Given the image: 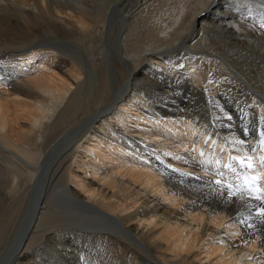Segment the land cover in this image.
<instances>
[{"label": "bare ground", "instance_id": "bare-ground-1", "mask_svg": "<svg viewBox=\"0 0 264 264\" xmlns=\"http://www.w3.org/2000/svg\"><path fill=\"white\" fill-rule=\"evenodd\" d=\"M94 1L0 0V264H264V0Z\"/></svg>", "mask_w": 264, "mask_h": 264}, {"label": "snow or ice", "instance_id": "snow-or-ice-1", "mask_svg": "<svg viewBox=\"0 0 264 264\" xmlns=\"http://www.w3.org/2000/svg\"><path fill=\"white\" fill-rule=\"evenodd\" d=\"M262 26H264V25H262ZM241 142H243V141H241ZM262 143H264V141H262ZM201 155H203V153H201ZM230 159L236 160L239 163L241 168H243V167L251 168L252 167L251 158H248L247 162L243 158H240V157H230ZM224 167L228 168L230 171H232L234 173L236 172V169L231 164H226V165H224ZM220 175H223V173H221ZM237 178H239V174H237ZM257 179H259V178L258 177H246L244 180V185H247L249 187L250 191H254L257 193V195L255 197L257 200L264 202V196L259 195V193L261 191H264V189H261L259 187H252V185L255 184V181ZM215 183L217 185H220L222 188L227 187L228 196L230 198L232 196H235L240 191V189L242 187V185H232V184H226L225 185V183L222 180H216ZM258 214L261 216H264V204H262L260 212Z\"/></svg>", "mask_w": 264, "mask_h": 264}, {"label": "rangeland", "instance_id": "rangeland-1", "mask_svg": "<svg viewBox=\"0 0 264 264\" xmlns=\"http://www.w3.org/2000/svg\"><path fill=\"white\" fill-rule=\"evenodd\" d=\"M83 1H88V0H83ZM154 0H150V3L151 2H153ZM93 2H96V1H94L93 0ZM156 4H157V1H156ZM155 4V5H156ZM159 4V3H158ZM158 4L156 5V6H158ZM159 6H162V5H159ZM151 9V8H150ZM151 15H153V13H151ZM141 26H139V30H141L142 29V27L140 28ZM138 28V27H137ZM143 30V29H142ZM10 236V235H9ZM75 239V241H77L78 239H77V237H75L74 238ZM7 240H8V238H7ZM68 244V243H67ZM95 246H96V244H95ZM47 246H45L44 245V248H46ZM87 246L84 244L82 247H80L79 246V244H77L76 245V247H75V249L73 248V247H71V250L73 249V252H74V250L75 251H79V252H77L76 254L78 255V254H84V253H88V254H95L96 256L95 257H102L103 256V253H98V255L96 254V252H95V250H93L94 248H96V247H94V248H86ZM80 249V250H79ZM87 249V250H86ZM43 250V249H42ZM88 250H90V251H88ZM51 253V252H50ZM48 254H49V252H48ZM53 254L56 256V251H53ZM119 262V261H118ZM115 264H117V263H115ZM119 264V263H118Z\"/></svg>", "mask_w": 264, "mask_h": 264}]
</instances>
